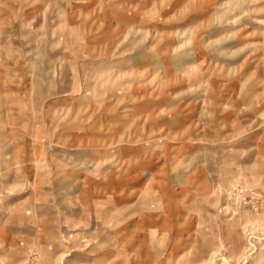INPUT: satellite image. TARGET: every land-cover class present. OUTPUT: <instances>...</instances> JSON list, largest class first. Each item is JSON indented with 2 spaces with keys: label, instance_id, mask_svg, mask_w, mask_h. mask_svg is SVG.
<instances>
[{
  "label": "rangeland",
  "instance_id": "rangeland-1",
  "mask_svg": "<svg viewBox=\"0 0 264 264\" xmlns=\"http://www.w3.org/2000/svg\"><path fill=\"white\" fill-rule=\"evenodd\" d=\"M106 1L0 0V264H264V0Z\"/></svg>",
  "mask_w": 264,
  "mask_h": 264
},
{
  "label": "crops",
  "instance_id": "crops-1",
  "mask_svg": "<svg viewBox=\"0 0 264 264\" xmlns=\"http://www.w3.org/2000/svg\"><path fill=\"white\" fill-rule=\"evenodd\" d=\"M151 5L148 7L146 6L145 0H114L111 2V4L106 1V5L99 6L98 9L100 12L103 13H109L110 10H114V8L119 12L122 11L121 14V28L127 29L131 26L133 27H144L146 23V10H153V11H161L165 8V6L170 5L173 3V0H159V5L158 1L155 0L153 1ZM101 3L97 1L96 4ZM114 6V7H113ZM89 7V6H88ZM122 7V8H121ZM106 8V9H104ZM113 8V9H111ZM99 16V15H98ZM103 20H106V17ZM173 17V12H170L169 14L163 16V20L168 21L169 18ZM171 21V19H170ZM116 23V26L118 27L120 23ZM167 24V23H166ZM162 26V25H161ZM165 26V25H164ZM168 27L165 29V31H169L170 33L173 31V24H168ZM105 51H108L107 45L103 46ZM107 47V48H106ZM106 48V49H105Z\"/></svg>",
  "mask_w": 264,
  "mask_h": 264
},
{
  "label": "bare ground",
  "instance_id": "bare-ground-1",
  "mask_svg": "<svg viewBox=\"0 0 264 264\" xmlns=\"http://www.w3.org/2000/svg\"><path fill=\"white\" fill-rule=\"evenodd\" d=\"M193 248V247H192Z\"/></svg>",
  "mask_w": 264,
  "mask_h": 264
}]
</instances>
